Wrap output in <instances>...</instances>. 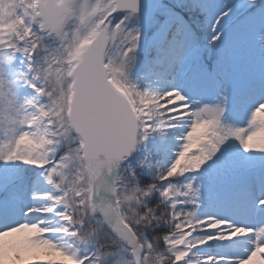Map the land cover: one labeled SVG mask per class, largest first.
<instances>
[{"label":"snow or ice","instance_id":"snow-or-ice-1","mask_svg":"<svg viewBox=\"0 0 264 264\" xmlns=\"http://www.w3.org/2000/svg\"><path fill=\"white\" fill-rule=\"evenodd\" d=\"M0 264H264V0H0Z\"/></svg>","mask_w":264,"mask_h":264}]
</instances>
